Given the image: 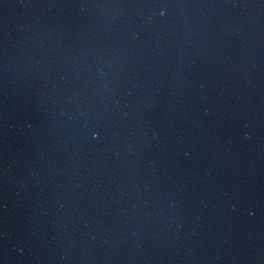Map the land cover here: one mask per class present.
Returning <instances> with one entry per match:
<instances>
[{"label":"water","instance_id":"95a60500","mask_svg":"<svg viewBox=\"0 0 264 264\" xmlns=\"http://www.w3.org/2000/svg\"><path fill=\"white\" fill-rule=\"evenodd\" d=\"M0 264H264V0H0Z\"/></svg>","mask_w":264,"mask_h":264}]
</instances>
